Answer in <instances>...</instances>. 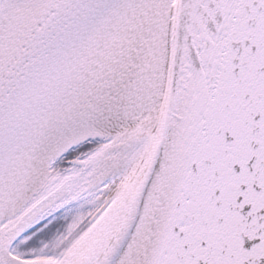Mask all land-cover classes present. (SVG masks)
I'll use <instances>...</instances> for the list:
<instances>
[{
	"label": "snow or ice",
	"instance_id": "6c2138e0",
	"mask_svg": "<svg viewBox=\"0 0 264 264\" xmlns=\"http://www.w3.org/2000/svg\"><path fill=\"white\" fill-rule=\"evenodd\" d=\"M0 264H264V0H0Z\"/></svg>",
	"mask_w": 264,
	"mask_h": 264
}]
</instances>
